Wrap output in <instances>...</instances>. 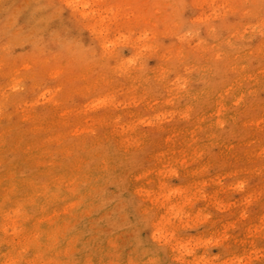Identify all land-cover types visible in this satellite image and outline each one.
I'll list each match as a JSON object with an SVG mask.
<instances>
[{
    "label": "rangeland",
    "instance_id": "374dc122",
    "mask_svg": "<svg viewBox=\"0 0 264 264\" xmlns=\"http://www.w3.org/2000/svg\"><path fill=\"white\" fill-rule=\"evenodd\" d=\"M0 264H264V0H0Z\"/></svg>",
    "mask_w": 264,
    "mask_h": 264
}]
</instances>
